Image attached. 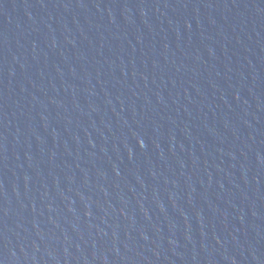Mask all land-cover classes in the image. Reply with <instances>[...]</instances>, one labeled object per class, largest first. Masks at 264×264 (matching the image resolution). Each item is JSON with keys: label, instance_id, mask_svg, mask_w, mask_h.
<instances>
[{"label": "water", "instance_id": "95a60500", "mask_svg": "<svg viewBox=\"0 0 264 264\" xmlns=\"http://www.w3.org/2000/svg\"><path fill=\"white\" fill-rule=\"evenodd\" d=\"M0 264H264V0H0Z\"/></svg>", "mask_w": 264, "mask_h": 264}]
</instances>
